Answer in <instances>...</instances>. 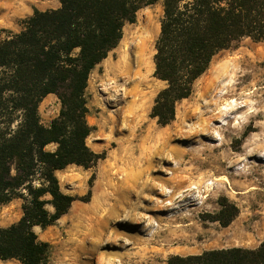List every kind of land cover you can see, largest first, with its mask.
Returning <instances> with one entry per match:
<instances>
[{
	"label": "rangeland",
	"instance_id": "1",
	"mask_svg": "<svg viewBox=\"0 0 264 264\" xmlns=\"http://www.w3.org/2000/svg\"><path fill=\"white\" fill-rule=\"evenodd\" d=\"M55 1L0 0V41ZM162 17V3L143 8L90 76L88 121L95 130L87 144L105 159L57 173L62 192L77 200L55 225L35 228L52 246L49 264H168L171 256L257 249L264 240V42L244 39L216 55L177 104L175 120L162 127L151 117L166 87L154 76ZM150 33V70L140 85L137 57ZM224 64L236 72L216 76ZM60 110L55 95L45 98L42 123L49 126ZM222 198L239 208L226 228L212 222ZM22 205L16 199L0 207V227L17 223Z\"/></svg>",
	"mask_w": 264,
	"mask_h": 264
},
{
	"label": "trees",
	"instance_id": "2",
	"mask_svg": "<svg viewBox=\"0 0 264 264\" xmlns=\"http://www.w3.org/2000/svg\"><path fill=\"white\" fill-rule=\"evenodd\" d=\"M59 1L58 9H35L18 33L0 41V207L23 201L21 219L0 227L2 262L50 263L52 246L35 228L55 225L77 200L62 192L57 173L73 165L90 169L105 159L87 144L95 130L88 121L90 76L143 8H163L154 76L166 87L151 113L162 127L175 120L177 104L191 96L216 55L244 39L264 42V0ZM50 95L61 110L45 126L39 108ZM220 206L212 222L226 228L239 208L227 198ZM168 264H264V240L257 249L175 255Z\"/></svg>",
	"mask_w": 264,
	"mask_h": 264
},
{
	"label": "bare ground",
	"instance_id": "3",
	"mask_svg": "<svg viewBox=\"0 0 264 264\" xmlns=\"http://www.w3.org/2000/svg\"><path fill=\"white\" fill-rule=\"evenodd\" d=\"M153 38V34L150 33L149 35H147L145 38H144V41L140 44V47H139V50H140V53L138 54V57H137V63H138V67H139V70L137 71L136 73V81H138L140 83V85H144L145 83V80L144 78L146 77L147 73L149 72L150 70V67H149V62L147 60V51H148V48H149V45L151 43V40ZM230 67H232L230 69ZM235 68H236V65H231L227 67V64H224L223 66H221L217 71H216V76L217 75H224V74H227V73H235ZM143 71L145 73H143ZM217 78V77H216ZM136 83V82H135ZM136 93H138V89L135 90Z\"/></svg>",
	"mask_w": 264,
	"mask_h": 264
},
{
	"label": "crops",
	"instance_id": "4",
	"mask_svg": "<svg viewBox=\"0 0 264 264\" xmlns=\"http://www.w3.org/2000/svg\"><path fill=\"white\" fill-rule=\"evenodd\" d=\"M53 3H54V7L52 9H58L60 7V1L59 0H57V1L53 2ZM39 10L40 11H47V10H50V8L44 6L43 8H39ZM60 172L61 171H59L58 173H60Z\"/></svg>",
	"mask_w": 264,
	"mask_h": 264
}]
</instances>
